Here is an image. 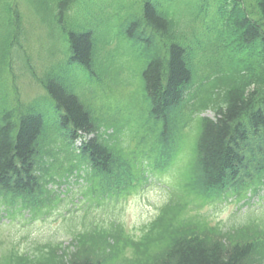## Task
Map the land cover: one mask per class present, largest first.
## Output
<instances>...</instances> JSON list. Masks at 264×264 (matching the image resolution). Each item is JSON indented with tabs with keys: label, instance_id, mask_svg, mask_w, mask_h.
<instances>
[{
	"label": "trees",
	"instance_id": "16d2710c",
	"mask_svg": "<svg viewBox=\"0 0 264 264\" xmlns=\"http://www.w3.org/2000/svg\"><path fill=\"white\" fill-rule=\"evenodd\" d=\"M95 1L101 0H0L1 72L9 50L22 47L23 10L44 27L43 39L62 47L52 56L63 65L62 72L50 68L42 77L29 69L56 115L51 139L48 112L37 100L18 99L14 110L0 115V196L34 214L52 203L57 148L66 155L69 175L77 171L88 189L110 200L126 198L189 160L169 201L139 237L121 224L88 219L72 233L70 246L50 242L31 252L7 251L0 264H264L262 216L226 229L201 212L229 196L248 205L249 195L264 188V0H220L206 35L219 34L224 51L211 42L212 58L205 54L198 62L195 51L203 41L191 44L187 23L164 0H139L118 36L114 28L115 34H103L89 20L79 21L80 11L103 12ZM105 9L121 18L114 5ZM116 40L142 51L151 113L145 132L125 142L102 132L111 126L108 118L96 119L82 101L84 91L70 81L74 72L101 86L119 76L124 59L102 54ZM209 110L215 119L202 116ZM193 127L198 132L188 158L180 141Z\"/></svg>",
	"mask_w": 264,
	"mask_h": 264
},
{
	"label": "rangeland",
	"instance_id": "374dc122",
	"mask_svg": "<svg viewBox=\"0 0 264 264\" xmlns=\"http://www.w3.org/2000/svg\"><path fill=\"white\" fill-rule=\"evenodd\" d=\"M167 3V9L175 13L178 17L186 18L192 21L200 8H204L208 12V16H203L195 23L196 28H199L203 32L205 21L208 20V25L213 24L212 14L210 12L211 6L217 0H164ZM96 4H101L103 12L97 11L93 13H86L80 11L79 21L89 20L96 30H101L103 34L118 35L124 22L130 21L138 12L137 2L138 0H101L95 1ZM108 5H114L116 8L122 10L121 18L112 17L117 10H109L106 12L105 7ZM214 8V5L213 7ZM213 10V9H212ZM24 17V34L21 39V46L23 53L16 55L12 50H9L12 58V67L7 68L3 75L0 71V113L2 111H8L16 105L12 106L11 102V85L14 82H18L21 88L22 99L25 102L35 99L38 95H43V91L38 88L27 70V62L33 65L35 72L42 76L44 70L55 68L58 72L63 71V65L61 62H56V58H50L61 46L56 44L48 38L47 40V54L46 49L42 47L40 30L31 26L30 12L23 10ZM112 17V18H109ZM210 17V18H209ZM114 28V32L111 33V29ZM190 30V29H189ZM6 34V31H4ZM40 38L38 39V36ZM214 35H210L209 39H212ZM1 43V42H0ZM1 43V49H2ZM116 47V49H115ZM119 50L115 52L117 57H121L127 63L125 69L121 74L112 75V83L108 86V91L111 92L110 98L106 99V104L110 107V111L106 113L110 117L112 122V131L115 133L124 132V128L118 127V121L123 125H130L134 128V133L145 132L144 126L148 124L151 117L150 105L148 101V94L144 87L143 71L144 64L141 61V53L139 49H134L132 46L126 43H118L113 45L103 56H106L111 52L110 50ZM212 51L214 46L207 45V60L212 58ZM8 53V55H9ZM25 54V55H24ZM26 56V59H25ZM220 58V56H218ZM110 66V65H108ZM2 76V81L1 80ZM70 81L85 91L84 94L87 98L93 97V93L99 96V89L91 86H86L89 78L87 74H81L74 72L70 74ZM6 82V83H5ZM9 87H8V86ZM10 89V90H9ZM16 92L17 90L14 89ZM18 94V92H17ZM39 104L48 112V118L51 128L49 129L48 138H52V130L55 127L56 115L44 98L37 100ZM102 100L98 101L100 105ZM204 116L213 118L215 115L212 111L207 112ZM197 134L198 130H194ZM181 147L185 149V155L190 158L194 149V139L192 136L185 140L180 141ZM189 160V159H188ZM184 160L183 169L188 162ZM177 169V168H176ZM176 169L173 172H168L164 175H155L152 177L150 183L134 193L127 200L120 202L111 212H107L99 207L93 209V201L90 197L85 195L86 185L83 180H77L75 183H65L64 180L60 186L56 189V196L60 200L58 204H54L50 215L39 216L32 219L30 213L25 215H18L15 219L7 218L4 213L2 221L0 222V254L11 248L13 244L18 247L21 252L32 251L39 244H46L50 241H63L65 245H68L71 240L72 232L68 228L70 219L75 217L77 221L76 231L81 230V222L86 214L89 215V219L95 221H111L117 220L122 222L127 230L135 234H139V230L145 224L150 223L159 213V209L169 200L170 190L173 182L176 179ZM54 188V187H53ZM239 206L231 199L226 201H219L218 203L207 207L204 212L209 216V219L213 224H228L242 222L246 216L251 213H264V202L260 206L253 208H244L239 210Z\"/></svg>",
	"mask_w": 264,
	"mask_h": 264
},
{
	"label": "bare ground",
	"instance_id": "6f19581e",
	"mask_svg": "<svg viewBox=\"0 0 264 264\" xmlns=\"http://www.w3.org/2000/svg\"><path fill=\"white\" fill-rule=\"evenodd\" d=\"M30 23H31V26H32L33 31H34V28L37 29V30H40V31L45 30L44 27L41 26L38 23H35V24L32 23V22H30ZM23 32H24V18H23ZM217 39L219 40V34L214 33V37L212 39H210L209 42H210V44H211V42H213L214 44H216L218 46V49L222 53L224 51V49H222V44L220 42H218ZM6 64L9 67H12V58H11L10 55L6 59ZM27 69H28V62H27ZM1 80H2V77H1ZM91 83H92V86L93 87H97L98 88V87L101 86V83L100 82H97V81H94V80ZM14 89L17 90L18 94H17V92ZM10 92L12 94V96H11V102L12 103H17V100L18 99L21 101V103H25V104L29 103V101L28 102H25L22 99L21 88H20V84H18V82H16V84L14 82V85L12 83ZM82 101L86 104V106H88L90 108V111L93 114V116L96 119H98V114H99V104H98V100L97 99H91L90 100V99H86V98L83 97V100Z\"/></svg>",
	"mask_w": 264,
	"mask_h": 264
}]
</instances>
